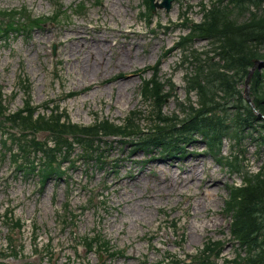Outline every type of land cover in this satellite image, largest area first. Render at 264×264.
<instances>
[{
	"label": "rangeland",
	"instance_id": "1",
	"mask_svg": "<svg viewBox=\"0 0 264 264\" xmlns=\"http://www.w3.org/2000/svg\"><path fill=\"white\" fill-rule=\"evenodd\" d=\"M97 1L0 0V9H28L43 21L50 17L31 34L14 27L1 39L0 95L3 88L9 112L22 109L27 99L44 126H54L57 115L80 128L93 126L96 120L123 127L127 118L135 117L136 128L146 131L152 127L154 104L142 97L141 89L143 80L156 72L166 91L174 86L164 111L181 122L186 117L183 104L189 108L190 100L199 106L198 92L190 89L188 78L204 62L221 59L218 45L207 39L177 44L192 24L201 22L203 9L214 10L219 0H173L168 10L159 7L163 0H155L152 24L143 0H101L100 5ZM263 8L252 3L244 11L233 7L228 20L244 24L253 13L263 14ZM0 17V25L7 20L12 25V15ZM99 41L105 45L102 57L100 49H93V55L86 49V44L94 47ZM234 81L245 94L244 82ZM229 95L224 89L218 93L227 118L240 104L238 96ZM21 133L0 124V264H96L91 252L77 244L80 237L96 235L117 247L113 250L119 264H203L195 260L198 257L208 264H223L215 252L220 248L230 258L236 252L244 257L247 247L259 252L255 241L243 247L232 236L233 220L225 207L229 187L241 186L245 173L264 166L263 134L225 137L222 162L201 139L185 149L186 157L153 158L125 145L122 135L100 137L91 156L70 138V145L56 149L57 173L43 183L42 163L48 159L44 151H32L25 161ZM34 136L46 151L56 146L48 132ZM101 151L104 164L98 158ZM225 159L239 168L229 167ZM25 162H34L35 171L19 168ZM58 170L64 174L58 177ZM63 236L77 238L72 243ZM10 238L14 248L7 244ZM212 244L218 245L211 251Z\"/></svg>",
	"mask_w": 264,
	"mask_h": 264
},
{
	"label": "trees",
	"instance_id": "2",
	"mask_svg": "<svg viewBox=\"0 0 264 264\" xmlns=\"http://www.w3.org/2000/svg\"><path fill=\"white\" fill-rule=\"evenodd\" d=\"M225 1L228 6L220 8V5H223ZM144 2L146 9L151 14V0H144ZM250 3L262 7L264 0H219L218 4L214 6V10L207 12L206 8L203 9L201 22L192 24L189 27L190 33L181 38L183 39L182 43L178 42V46H183L190 41L189 39L196 37L207 39L218 45L217 54L221 59L214 63L204 62L196 69L194 76L188 78L190 89L198 92L199 106H195L190 100L189 108L185 109L183 104L186 117L181 122L177 116H170L164 111L167 98L173 95L174 86L170 85L169 90L166 91L165 84H161L160 78L154 72L152 78L143 80L141 89L142 97L153 100L154 104L151 114L152 127L146 131L136 128L135 117L127 118L122 123L127 122L123 127L99 123L96 120L93 126L80 128L70 121H63L62 115H57L58 118L55 119L54 126L48 124L44 126L42 124L44 121L38 120L36 117L37 108L33 107L30 101H26L22 109L14 113L8 112L4 105L3 92L0 95V124L12 132L18 130L22 132L21 136L26 143L22 146L26 161H28L26 157L28 153L44 151L48 162L42 163L44 166L43 183L57 173V169L53 166L56 161V149L58 152L63 147L70 145V138L78 145H83L88 156L97 152L95 142L100 141V137L122 135L126 143H130L138 149L145 150L155 156L158 154L162 157L172 158L177 155L186 157L185 149L201 139L206 142L209 152L214 154L219 162H222L220 155L222 141L225 137L238 138L245 133L259 132L263 134L261 138L264 139V120L257 115L246 98V80L250 71L256 67L249 83V96L257 112L264 115V53L261 52L264 49V8L263 14L253 13L252 18L244 24H237L232 19L228 20L230 16L228 13L231 10L234 11L233 7H239V10L244 11ZM0 14L13 16L11 26L5 24V29L0 27V43L1 34L10 33L14 27L18 28L17 30L20 32L21 30H32L44 24L40 15L28 9L22 11L19 8H1ZM186 22L182 20L183 24H187ZM257 62L260 64L257 65ZM234 80L244 82L245 94L238 90V85L234 84ZM222 89L230 94L231 98L238 96L240 103L229 118L224 116L226 110L218 96ZM67 119L69 120V118ZM67 125H71V127L66 131ZM69 130L71 131L69 132ZM39 131L48 132L51 139L56 142V146L50 147L47 151L44 150V144L38 142L34 137V134ZM5 142L8 143L6 138ZM102 153L103 151L98 157L100 163L104 164L101 158H105V156ZM223 162L231 168H239V166L231 165L229 159H225ZM23 165L32 168L34 162H25V164L19 165V168ZM36 167H33V171ZM59 173L61 174L58 170L57 175ZM226 205L225 211L230 213L233 220L232 236L243 247H247L253 241L259 247L258 253L253 251L254 248H245L247 256L238 257L233 263L242 264L245 261L246 264H264V166L258 172L245 173L241 186L229 187V199L226 201ZM68 207L69 205H67ZM174 225L177 227V223ZM101 240V236L86 237L84 243L86 250L91 252L94 245ZM217 245L209 246L211 251L214 249L212 247ZM221 251L222 248L215 251L218 252L217 258L220 257ZM196 259H200L203 264H208L206 259L200 257ZM228 262L226 261V263Z\"/></svg>",
	"mask_w": 264,
	"mask_h": 264
},
{
	"label": "water",
	"instance_id": "3",
	"mask_svg": "<svg viewBox=\"0 0 264 264\" xmlns=\"http://www.w3.org/2000/svg\"><path fill=\"white\" fill-rule=\"evenodd\" d=\"M154 1L155 0H151L153 9H155V7L157 6V5L154 4ZM172 2H173V0H164V3L160 6V8L165 6L167 8V10H168L170 8ZM258 64H260V62H257V65ZM255 69H256V67H254L253 70L250 71L249 76H248V78L246 80V98H247L248 103H250L252 105V107L255 110V112L257 113V115L261 119L264 120V115H262V114L257 112V110L255 109L254 105L252 104V102L250 100V96H249V93H250V91H249V83H250L251 76L253 75Z\"/></svg>",
	"mask_w": 264,
	"mask_h": 264
},
{
	"label": "bare ground",
	"instance_id": "4",
	"mask_svg": "<svg viewBox=\"0 0 264 264\" xmlns=\"http://www.w3.org/2000/svg\"><path fill=\"white\" fill-rule=\"evenodd\" d=\"M118 3H114L113 4V6H115V5H117ZM117 12L118 13H120V10L118 9V7H117ZM94 32V31H93ZM91 36H93V35H91ZM82 38V37H81ZM82 41H79V43H77V40H76V42H74V43H76V44H80ZM87 43V42H86ZM106 43V42H105ZM93 45V44H92ZM92 45L91 46H88V44H86V49H87V51L89 52V53H94V51H93V49H96V48H98V49H100V52H101V57L102 56H104V53H105V45H104V42H100L99 41V43H95V45H94V47H92ZM77 50V49H76ZM68 51V50H67ZM99 52V53H100ZM93 55V54H92ZM96 56H97V54H96ZM73 57V56H72ZM95 57V56H94ZM208 196H209V198H211L212 197V195H211V193H210V191H208ZM223 254H224V250H223V248H222V251H221Z\"/></svg>",
	"mask_w": 264,
	"mask_h": 264
}]
</instances>
